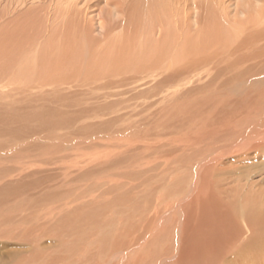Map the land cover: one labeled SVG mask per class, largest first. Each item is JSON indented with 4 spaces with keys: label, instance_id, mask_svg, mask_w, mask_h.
Listing matches in <instances>:
<instances>
[{
    "label": "rangeland",
    "instance_id": "rangeland-1",
    "mask_svg": "<svg viewBox=\"0 0 264 264\" xmlns=\"http://www.w3.org/2000/svg\"><path fill=\"white\" fill-rule=\"evenodd\" d=\"M126 1L79 5V67L39 71L48 18L26 51L34 3L0 0V264H261L264 0H180L154 71Z\"/></svg>",
    "mask_w": 264,
    "mask_h": 264
},
{
    "label": "bare ground",
    "instance_id": "bare-ground-1",
    "mask_svg": "<svg viewBox=\"0 0 264 264\" xmlns=\"http://www.w3.org/2000/svg\"><path fill=\"white\" fill-rule=\"evenodd\" d=\"M6 1H9V4L11 6H14V8H19V9L25 8L27 6V3H30V4L34 3L33 7L28 8V11L26 10L27 12H24L21 14V16H19L18 20L14 22L15 24L12 27V28H14V31L22 34V36H23L22 38L24 41L23 44L25 46L26 51L28 50L26 48L27 44H29V47H30L34 43H36V41L39 37V34L41 32L40 27H42L43 20H44L45 16L48 18V21H49V23L47 25V27H48L47 37L48 38L46 39V43L43 45L44 49H42V51L39 50L40 51L39 53L36 50L35 55L33 56L32 59H33V62L35 63V64L33 63V68L35 70H39V71L40 70L49 71V69H52L55 67V69L57 68V69H60L61 71H63L66 69L68 70V68L72 69L73 67L78 66L77 65L78 63H74L72 60L73 57H71V54H72L71 53V47L69 46L70 40H71V43H70L71 45H73V42H75V41H72V39H70L68 37V35L72 32V30H74L75 31L74 36H77L76 30H79V29L73 28L71 30L70 24H72L75 21V19L80 16V14L82 12V8H80L79 5L86 3L88 5V7L90 8V6L94 7V6L99 5L104 0H91L90 2L87 0H6ZM105 1L108 5L114 4L113 3L114 0H105ZM133 1H135V0H133ZM133 1L127 0L126 2H124L123 6H124V9L127 10V12H129L131 10H133V12H136V10H137L136 7H138L137 4L140 2V0H137L136 3ZM222 1H223V3L227 2L226 0H222ZM91 2L93 3L94 6L91 4ZM130 2H133V4L136 6L129 5ZM177 2L179 3L180 0H146V9L147 10H146L144 20L142 22H147V23L149 22V23L158 25V28H160V30L162 31V34L160 37L161 39L160 38L158 39V40H160L159 42L152 41L153 43H149L148 44L149 46L146 48L145 53H148L149 55H152L153 57L150 58L149 62H148V65L151 67H149V66H148V68L146 67L145 71H149L147 69L154 71V70H157L159 68V66L161 65L160 62H162V61H160V58L162 56L164 57L165 56L164 54L166 52V47L164 46V42H168L169 30L166 31V28L169 24H175V23L177 24V23L181 22V20H180L181 19V17H180L181 12H180L179 8L177 7V6H179ZM200 4L201 3L198 2V0H194V1L192 0L191 2H189V5L191 7H193V8H191V14L190 15L196 16L195 12L197 11V9L200 8ZM245 4L247 5L248 3L245 2ZM220 6H222V5L220 4ZM230 7H231V5H230ZM236 7H237V5H236ZM134 8H135V11H134ZM133 12H131V15H134ZM79 19H80V17H79ZM126 19L131 23H133L135 21V19L131 18V17H127ZM194 19H195L194 22L197 23L198 18L195 17ZM126 23H128V22H126ZM61 25H62V27H64V28H62L63 30H61L62 31L61 33L63 34V36H60V38L59 39L57 38L58 40L55 41L56 40L55 35H57V30H58L57 28L61 29V27H60ZM171 26H173V25H171ZM163 28L165 29V35H164ZM14 31H13V33H14ZM68 32H69V34L67 35ZM166 35H167V37H166ZM54 36H55V38H54ZM77 39L78 38H76V40ZM55 42H58L61 44H59L57 47ZM52 49H53V51H52ZM76 55H81V53L80 54L76 53ZM74 57H75V55H74ZM76 58H78V57H76ZM37 59H39L40 61ZM28 61H30V60H28ZM28 66H30V65H28ZM82 66H83V64H82ZM27 67L25 66L23 68L27 69ZM86 67H87V64L84 68L86 69ZM91 67H93V66H91ZM30 69H32V67ZM129 69H126V70H129ZM246 251H247V249H246ZM257 254H258L257 256L261 255L260 252H258ZM261 264H264V262H262Z\"/></svg>",
    "mask_w": 264,
    "mask_h": 264
}]
</instances>
